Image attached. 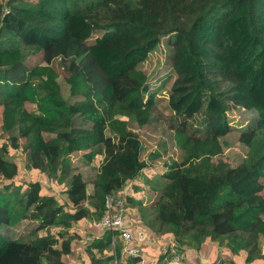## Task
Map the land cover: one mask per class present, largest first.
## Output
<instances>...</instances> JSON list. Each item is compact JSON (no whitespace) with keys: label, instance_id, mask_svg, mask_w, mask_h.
<instances>
[{"label":"trees","instance_id":"1","mask_svg":"<svg viewBox=\"0 0 264 264\" xmlns=\"http://www.w3.org/2000/svg\"><path fill=\"white\" fill-rule=\"evenodd\" d=\"M39 1L42 6L29 0H6L0 5L3 114L18 102L33 100L30 80L36 68L28 70L23 64L27 56L40 53L46 65L55 58L67 61L71 77L84 81L110 109H122L137 126H145L152 108L143 103L149 87L139 66L162 37L173 35L170 69L174 77L168 107L183 120L200 115L203 132L201 136L178 132L184 135L182 160L162 176L166 182L160 195L136 220L149 213L147 227L172 234L181 250H198L208 240L231 254L244 251L248 264L263 258L258 239L264 234V0ZM98 33L101 35L88 44ZM250 102L262 110V118L258 127L240 133L239 142L247 148L261 142L262 152L233 167H212L211 160L222 153L219 138L228 131V108L248 110ZM19 108L18 113L24 112L22 105ZM65 111L50 121L59 129L55 142H42L38 119L20 127L28 168L56 178L61 168L65 173L69 167L70 154L83 152L88 162L102 156V161L89 181L81 171L69 175L65 194L74 208L71 212L54 196L42 195L38 180L21 192L19 186L13 193L0 192V264H64L63 258L72 254V243L78 237L61 231L57 236L45 233L29 241L7 240L2 226L30 217L39 232L59 223L69 227L85 218L98 220L106 211V197L114 196L149 167L141 159L138 136L128 129L109 130L114 136L107 135L106 119L92 102L66 105ZM74 116L88 120L90 128L74 127ZM11 146L15 148L16 143ZM6 152L3 143L0 177L10 181L18 168L4 159ZM88 184L92 187L89 193ZM86 200L91 208L84 205ZM130 204L137 205L127 196L123 222L135 243V234L141 229L131 227ZM16 208L23 214H17ZM104 232L101 241L86 247V264H124L117 259L124 254L121 245L112 248V234ZM109 247L111 252L101 258L99 252Z\"/></svg>","mask_w":264,"mask_h":264},{"label":"rangeland","instance_id":"2","mask_svg":"<svg viewBox=\"0 0 264 264\" xmlns=\"http://www.w3.org/2000/svg\"><path fill=\"white\" fill-rule=\"evenodd\" d=\"M5 1L0 0V5H4ZM29 1L35 3L38 1L41 6L43 5L39 0ZM2 10H6V8H2ZM100 35L101 33L92 35L87 43L92 44ZM172 39L173 35L162 37L155 50L150 52L146 60L139 66V69L147 77L149 87L143 96V103L145 106H151L152 108L149 123L141 127L137 126L131 115L122 109H110L107 104L101 101L98 94L89 91L87 84L80 78L71 77L67 70V61L55 58L51 64L46 65L43 63L40 53L27 56L23 64L24 67L28 70L36 68L30 80L33 86V100L21 102L22 110H24L22 113H18L19 106H21L19 102L14 104V107L5 114H3V108L0 106V126L3 124V129H0V146L3 143L7 144V152L3 157L7 161L14 162L18 168L17 175L10 181L0 177V192L4 194L13 193L15 186H19L21 192L27 188L29 183L38 180L42 185V195L54 196L65 211H73L74 208L67 202L65 194L69 175L72 172L81 171L86 181H89L97 171L102 156L95 157L91 162H88L83 158V152L70 154L68 156L69 167L66 168V172L64 173V169L61 168L57 173L58 177L47 178L45 174L28 168L27 151L24 150L26 142L20 136L19 129L24 125L34 124L38 119L41 121L40 137L42 142H55L57 141L56 133L59 129H54L50 121L58 118L59 114L66 113V105L92 102L106 119L107 135L114 136L109 130L119 133L123 129H128L138 136L142 144L141 159L149 165L140 176L127 183L113 196L126 198L132 195L137 197V200L133 198L137 205L130 204L128 207V219L131 227L148 231L147 238L141 246L140 261L135 263L134 259L136 257L126 256L125 254L119 255L117 259L124 264L191 263V255H183L185 254L184 251L191 248L184 247L181 250L173 240L172 234L157 232L156 229L147 227V221L151 218L149 213H146V217L140 216L141 219L136 220V215H141L140 212L147 207L149 201H153L155 197L160 195V189L166 182L162 176L169 171V167L173 163H180L182 160L183 151L180 146L184 145V135L178 132L183 131L191 136H201L203 132L200 115L195 116L193 119L183 120V118L175 116L174 112L168 107L167 98L174 77L170 69ZM58 101L61 103L59 104ZM261 118L262 110L253 102H250L248 110L240 107L228 108L226 112L228 131L219 138L222 153L211 160V166L233 167L242 162H249L261 153L263 150L261 142L255 143L251 148H247L239 142L240 133L258 127ZM73 126L76 128H90L91 123L86 119L74 116ZM12 142L16 143L15 148L11 146ZM62 155H64V151H62ZM261 182L264 184V179ZM87 191L88 193L92 191L89 184L87 185ZM152 191L157 192V194ZM261 194L264 197V190ZM6 198L9 199L8 196ZM89 203L90 200H86L84 205L91 208ZM15 211H18L17 214H23L20 208H16ZM58 219L61 220V217H58ZM98 220L90 217L78 222H71L69 227H63L59 223L47 230L35 232L37 223L27 217L21 219L15 225L2 226L1 232L7 240L29 241L35 236H42L45 233H52V235L57 236L58 232L66 231L69 236L78 238H75L72 243V254L63 258L64 264H81L82 262L86 264L88 257L86 249L92 246V242L101 241L105 233L94 226V223ZM213 244L216 245V243ZM88 245L90 246L88 247ZM118 245V239L115 238L114 244H111V246L114 248ZM258 249L260 254L264 255V234L262 233L259 234ZM215 250L219 254V260L216 261L217 263L215 262L216 264L219 262L248 264L244 251L231 254L224 247L219 246H216ZM109 252H111V247L102 249L99 255L104 258ZM193 261H195V258H193ZM108 264H113V261ZM252 264H264V257L255 260Z\"/></svg>","mask_w":264,"mask_h":264},{"label":"built area","instance_id":"3","mask_svg":"<svg viewBox=\"0 0 264 264\" xmlns=\"http://www.w3.org/2000/svg\"><path fill=\"white\" fill-rule=\"evenodd\" d=\"M125 198L121 197H106L105 208L106 211L101 218L94 223V226L102 231L110 232L111 244H114L115 238L118 239L121 245L122 252L126 256L138 257L140 255L139 245L146 240L144 231L139 230L135 234V243L132 238V233L124 226L123 218L125 214Z\"/></svg>","mask_w":264,"mask_h":264},{"label":"crops","instance_id":"4","mask_svg":"<svg viewBox=\"0 0 264 264\" xmlns=\"http://www.w3.org/2000/svg\"><path fill=\"white\" fill-rule=\"evenodd\" d=\"M154 194L157 192L152 191ZM159 192V191H158ZM132 196V195H129ZM159 196V195H158ZM132 198L136 199L137 197H133ZM158 197H155V199L153 201H149L148 205L151 204L152 202H155L157 200ZM137 200V199H136ZM147 205V206H148ZM101 231V230H100ZM145 232V231H144ZM170 240V239H169ZM216 245L213 243H210L208 240L205 241L204 244H202L200 246V248L198 250H192L189 249L187 251H184L185 254L183 255H191V260L192 262L188 264H192V263H200V264H214L217 260H219V254L218 252L215 250ZM193 258H195V262L193 261ZM186 260V259H185ZM184 260V261H185ZM197 260V261H196ZM219 262V261H218ZM217 263V262H216ZM215 263V264H216ZM180 264H187L185 262H182Z\"/></svg>","mask_w":264,"mask_h":264}]
</instances>
